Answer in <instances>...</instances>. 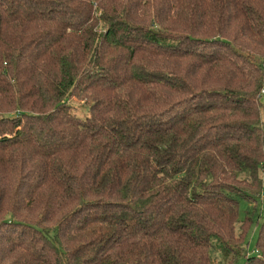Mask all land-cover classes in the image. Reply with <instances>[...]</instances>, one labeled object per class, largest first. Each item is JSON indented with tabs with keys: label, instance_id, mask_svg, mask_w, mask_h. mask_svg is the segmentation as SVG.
Listing matches in <instances>:
<instances>
[{
	"label": "trees",
	"instance_id": "obj_1",
	"mask_svg": "<svg viewBox=\"0 0 264 264\" xmlns=\"http://www.w3.org/2000/svg\"><path fill=\"white\" fill-rule=\"evenodd\" d=\"M263 89L264 0H0V264H264Z\"/></svg>",
	"mask_w": 264,
	"mask_h": 264
},
{
	"label": "rangeland",
	"instance_id": "obj_2",
	"mask_svg": "<svg viewBox=\"0 0 264 264\" xmlns=\"http://www.w3.org/2000/svg\"><path fill=\"white\" fill-rule=\"evenodd\" d=\"M74 105H75V111L81 115H85V105L82 102L79 101H74ZM249 204L247 201L242 200L241 201V210H240V216L241 219L244 218L245 216V212L248 209ZM264 221V192H263V197H262V201L260 203V216L259 218H257L255 220V222L253 223V225L251 226V229L249 231V235H248V253L254 254L256 253V248H257V241H258V236H259V229H260V225L261 223ZM237 264H245V260L240 259L238 261Z\"/></svg>",
	"mask_w": 264,
	"mask_h": 264
},
{
	"label": "built area",
	"instance_id": "obj_3",
	"mask_svg": "<svg viewBox=\"0 0 264 264\" xmlns=\"http://www.w3.org/2000/svg\"><path fill=\"white\" fill-rule=\"evenodd\" d=\"M263 92H264V89H263Z\"/></svg>",
	"mask_w": 264,
	"mask_h": 264
}]
</instances>
